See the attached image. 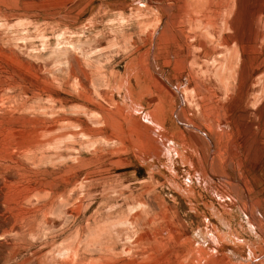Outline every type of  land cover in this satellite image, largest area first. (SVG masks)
<instances>
[{
    "label": "rangeland",
    "instance_id": "rangeland-1",
    "mask_svg": "<svg viewBox=\"0 0 264 264\" xmlns=\"http://www.w3.org/2000/svg\"><path fill=\"white\" fill-rule=\"evenodd\" d=\"M0 264H264V0H0Z\"/></svg>",
    "mask_w": 264,
    "mask_h": 264
},
{
    "label": "bare ground",
    "instance_id": "bare-ground-1",
    "mask_svg": "<svg viewBox=\"0 0 264 264\" xmlns=\"http://www.w3.org/2000/svg\"><path fill=\"white\" fill-rule=\"evenodd\" d=\"M217 19V18H216Z\"/></svg>",
    "mask_w": 264,
    "mask_h": 264
}]
</instances>
